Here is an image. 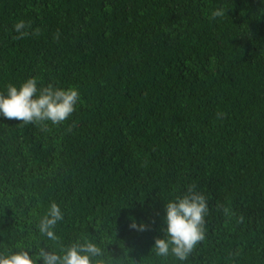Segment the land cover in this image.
Listing matches in <instances>:
<instances>
[{"label": "trees", "instance_id": "16d2710c", "mask_svg": "<svg viewBox=\"0 0 264 264\" xmlns=\"http://www.w3.org/2000/svg\"><path fill=\"white\" fill-rule=\"evenodd\" d=\"M20 20L39 35L15 39ZM29 78L80 100L47 130L0 115V254L88 240L104 264H264V0H0V94ZM193 183L205 239L157 256ZM51 202L57 241L37 229Z\"/></svg>", "mask_w": 264, "mask_h": 264}, {"label": "clouds", "instance_id": "9594fccd", "mask_svg": "<svg viewBox=\"0 0 264 264\" xmlns=\"http://www.w3.org/2000/svg\"><path fill=\"white\" fill-rule=\"evenodd\" d=\"M222 15L223 9H219L213 11L209 18ZM30 28L31 24L24 20L16 22L13 26V31L17 33L15 39L39 35L40 29H34L30 33ZM54 38L58 39L59 33ZM37 84V78H29L18 87L7 85L6 95L0 94V115L25 125H40L42 130H47L48 122L54 126L63 124L75 111V106L80 100L78 90L74 87L65 90L52 84L38 88ZM224 115L226 114L218 112L217 118L220 119ZM217 208L226 217L235 216V212L228 206L217 204ZM208 213L206 197L196 190L194 183L189 184L183 195L176 196L165 204V238L155 239V254L160 257L172 255L178 261H186L197 245L205 239V217ZM63 218L59 205L51 202L46 214L37 224L39 233L49 240L57 241L54 229ZM238 219L242 222L243 217ZM129 227L141 232L147 230L143 223L137 225L132 222ZM37 253L35 258L30 256L27 250L0 254V264H37V261H42L43 264H104L98 259L103 255L101 248L88 240L62 247L60 253L49 251L45 247L38 249Z\"/></svg>", "mask_w": 264, "mask_h": 264}]
</instances>
